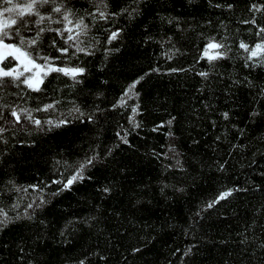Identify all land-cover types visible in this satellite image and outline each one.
I'll return each mask as SVG.
<instances>
[{"label": "trees", "instance_id": "trees-1", "mask_svg": "<svg viewBox=\"0 0 264 264\" xmlns=\"http://www.w3.org/2000/svg\"><path fill=\"white\" fill-rule=\"evenodd\" d=\"M106 2L110 10L139 7L140 14L134 18L118 16L109 22L113 29H123L111 44L105 43L106 34L97 26L107 28L103 21L82 37L85 42L99 41L93 55L78 54L88 69L82 84L73 86L67 77L51 73L45 77L41 92L29 90L26 95L14 96L12 93L18 89L10 87L5 78L0 103L18 101L21 107L36 108L59 101L46 112L33 113L42 121L49 117L53 121L72 119L68 109L73 103L88 112L96 106L103 111L97 114L95 123L73 119L71 125L48 133L34 125L25 128L22 117L14 137L4 133L10 143L0 155V207L8 209L16 201L20 204L16 211L22 212L39 195L46 196L49 204L39 210V218L46 224L0 233V264H28L29 260L33 264H73L97 251L106 259L93 255L86 264H264V251L256 247L264 241V97L257 96L259 87L264 86V68L249 71L242 58H226L213 66L200 56L205 37L239 35L246 42L256 41L255 29L246 31L252 25L238 22L251 16L247 8L253 0H213V4L232 3V9L210 6L208 0ZM255 2L264 4V0ZM97 3L73 0L71 6L77 15H84ZM171 17H179L180 28L176 21L167 23ZM256 19L264 24V11L256 13ZM89 20L86 16V22ZM146 36L151 39L145 40ZM103 47L120 51L105 56ZM170 48L173 58L168 60L162 53ZM50 54L60 55L54 50ZM157 66L162 71L150 72L136 86L143 111L135 119L142 126L132 131L130 107L111 109L109 103L132 79ZM169 67L185 71L169 73ZM199 71L208 72V78L197 75ZM245 76L256 87L233 84ZM98 91L104 95L97 98ZM206 104L210 107L205 108ZM253 105L259 115L250 118ZM224 111L229 112L227 120L221 115ZM170 117H177L171 126L165 123L152 130ZM64 127L69 130L64 131ZM169 128L174 133L176 150L182 155L183 171L166 169L174 161L152 155V149L156 153L169 152L173 139L165 135ZM122 129L129 131L128 145L116 138V132ZM3 148L0 144V151ZM107 148L113 149V155L106 157L103 165L87 170L93 179L76 182L71 190L50 196L57 187L48 184L52 177H67L86 155H103ZM220 163L225 165L223 170H218ZM124 165L126 176L118 173ZM9 180L24 190L15 191ZM108 181H114L117 187L111 195L102 197L98 189ZM30 184L47 187L40 193L29 188ZM233 186L239 191L212 208H204L219 191ZM96 205L104 213L100 223L91 229L82 226L78 218L96 214ZM115 212L121 215L115 216ZM41 229L43 236L37 241L35 234ZM244 236L249 240L241 243ZM5 243L10 247L5 248ZM21 246L23 253L19 252ZM131 247L141 251L132 253Z\"/></svg>", "mask_w": 264, "mask_h": 264}, {"label": "snow or ice", "instance_id": "snow-or-ice-1", "mask_svg": "<svg viewBox=\"0 0 264 264\" xmlns=\"http://www.w3.org/2000/svg\"><path fill=\"white\" fill-rule=\"evenodd\" d=\"M73 0H23V2H17V0H0V92L4 91L5 78L10 84V87L18 89L17 92L12 93L14 96H23L31 92H41V86L44 84L45 77H48L51 73H57L63 77H67L72 85H79L84 82V78L88 69L81 64L79 55H93L99 44L98 40L85 42V39L92 30L93 25H97L98 21H103L108 27L104 25H97L101 32L106 34L105 43L111 44L113 41H117L123 29L120 27L112 28L110 21L118 16L127 15L128 18H134L140 14L139 7H119L118 10H110L106 0H98V3L92 8V10L86 12L84 15H77L75 10L71 6ZM137 4L140 0H135ZM210 6L227 9H232L234 5L232 3H226L221 5L219 3L213 4V0H208ZM264 11V4L251 2L248 5L247 12L251 13L249 18H244L238 21L240 24L252 25V28L246 29L248 32H252L255 29V36L257 37L254 43L246 42L245 39L239 35L229 37L228 35H222L219 38L215 36L205 37L207 40L203 44L201 51V58L206 59L210 65L215 64L226 58L237 59L242 58L243 66L249 71L264 68V24L257 22L256 13ZM86 16L90 18L89 22H86ZM162 20L164 17H160ZM176 21V27L180 28L179 17H171L167 19V23L172 24ZM205 23H210L205 21ZM221 25H224V21H220ZM53 25H56L53 27ZM227 32V28H225ZM52 34L50 37L48 34ZM56 37L60 39L57 40ZM151 37H145V40H149ZM62 41V42H61ZM233 45L235 47H233ZM163 46V45H162ZM71 49V51H70ZM54 50L60 55H51L50 51ZM242 50V51H241ZM113 51H120L119 48L103 47L105 56ZM172 49L168 52L162 53L166 59L171 60L173 57L171 54ZM178 52L179 49H176ZM231 54V55H230ZM199 62V61H197ZM158 66L150 68L148 72L143 73L140 76L132 79L126 87L120 92L119 96L115 98L114 102L109 103L111 109L128 108L131 112L128 115V121L132 125L131 130L135 131L142 125L137 122L136 115L143 111L140 106L141 93L136 91V86L147 76L150 72H160ZM184 68H171L167 69V72H183ZM205 80L208 78L209 73L206 71H199L197 73ZM106 84L107 81H101ZM234 85H244L249 88L256 87L253 80L248 76L243 79H237L233 81ZM23 86V87H21ZM102 92H96L95 96L99 98L103 96ZM258 97H264V86H260L257 92ZM129 101L132 103L129 105ZM26 103V101H25ZM59 101L52 100L49 103L40 104L36 108L21 107L19 102L0 103V144L4 145L0 155H3L10 143L9 139H6L4 133L9 132L11 136H15V129L20 126L23 117V123L25 128H31L33 125L37 130L41 132H51L54 129L61 128L62 126L71 125L73 119L84 122H97V114L103 110L96 106L91 112L85 111L84 107H81L73 103L72 107L68 109V117L72 119L61 117L53 121L50 117L47 120L42 121L40 118L33 115L34 112L48 111L57 105ZM86 107V106H85ZM205 108H209L210 105H204ZM223 118L227 120L229 118V112L224 111L221 113ZM259 113L257 112L255 105L249 112L250 118H255ZM177 117H170L166 122L160 121L159 125L153 127V131H156L159 127H162L165 123L169 126L173 124V121ZM49 127H44V125ZM215 126V124H213ZM67 127H64V131H68ZM243 130H241L242 132ZM129 131L122 129V131L116 132V138L120 143L125 145L130 144L127 139ZM166 136L173 138L170 140L168 148L169 152L156 153L155 149H152L153 156H164L166 159L174 161L165 166L166 169L176 167L181 171L184 170L182 164V155L176 150L174 133L169 128V131L165 133ZM217 139H220L217 137ZM24 143V141H19ZM35 143V141H31ZM119 147V144L116 145ZM113 155V149L107 148L103 155L99 152H93L90 155H86L85 158L78 162L75 168L71 171L70 175L64 177L62 174H57L52 177L48 184L57 185L54 191L50 193L51 197H56L60 193L71 190L72 186L76 182H82L85 179L91 180L93 177L87 175V170L91 167H96L98 164L103 165L106 157ZM225 165L220 163L218 170H223ZM118 173L121 175L127 174V166L124 165L118 169ZM9 186L15 191L19 192L22 189L14 181L9 180ZM29 188L38 189L40 193L44 192V187H40L38 184H30ZM117 184L114 181H108L102 185L98 191L103 196L111 195L116 189ZM168 187L167 185L164 186ZM164 188H161L163 193ZM176 191H183L181 188H177ZM239 188L236 186L225 187L219 191L211 200L205 203L204 208H212L223 199L231 197L234 192H238ZM49 204V199L44 195H39L38 198H34L31 203L25 205L21 211H16L20 208V204L16 201L10 205L8 209L0 207V233H4L11 228L15 227H31L34 224L44 225L45 220L39 218V210ZM95 213L90 214L87 217L78 218L82 226H86L89 229L100 223V217L104 215L101 211L100 205L95 206ZM106 211V210H105ZM115 216H120V212H115ZM196 215H200V211L197 210ZM256 223L255 220L252 221ZM67 226V225H66ZM264 230V226H261ZM248 231V228H245ZM60 235L64 236V231H60ZM43 236V229L35 234V239L39 241ZM249 240L248 236H244L241 243H245ZM5 248L10 247L5 243ZM261 251H264V241L256 245ZM141 251L138 247H131L132 253H139ZM191 251V250H188ZM19 252L23 253L24 248L19 247ZM97 256L99 260H105V256L99 251L89 252L88 257ZM88 257L74 261L73 264H86ZM23 260V256H20ZM28 264H33L31 260Z\"/></svg>", "mask_w": 264, "mask_h": 264}]
</instances>
